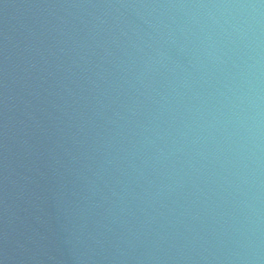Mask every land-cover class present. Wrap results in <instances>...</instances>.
<instances>
[{"label":"water","instance_id":"1","mask_svg":"<svg viewBox=\"0 0 264 264\" xmlns=\"http://www.w3.org/2000/svg\"><path fill=\"white\" fill-rule=\"evenodd\" d=\"M0 264H264V0H0Z\"/></svg>","mask_w":264,"mask_h":264}]
</instances>
